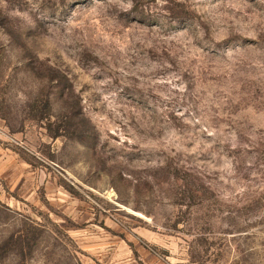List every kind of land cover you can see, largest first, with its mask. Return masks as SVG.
Instances as JSON below:
<instances>
[{
  "label": "rangeland",
  "instance_id": "rangeland-1",
  "mask_svg": "<svg viewBox=\"0 0 264 264\" xmlns=\"http://www.w3.org/2000/svg\"><path fill=\"white\" fill-rule=\"evenodd\" d=\"M0 264H264V0H0Z\"/></svg>",
  "mask_w": 264,
  "mask_h": 264
}]
</instances>
